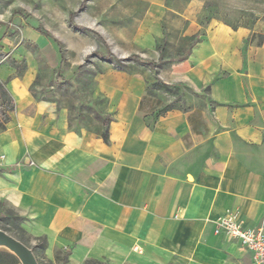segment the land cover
Returning <instances> with one entry per match:
<instances>
[{
  "label": "crops",
  "instance_id": "1",
  "mask_svg": "<svg viewBox=\"0 0 264 264\" xmlns=\"http://www.w3.org/2000/svg\"><path fill=\"white\" fill-rule=\"evenodd\" d=\"M191 23L186 36L201 30ZM30 38L48 64L62 62L41 32ZM146 39L156 42L152 33ZM192 48L176 71L212 90L222 113L247 114L236 118L238 145L228 132L215 136L216 156L194 152L190 137L206 127L186 111L178 132L167 122L170 110L152 128L113 126L108 142L92 129L73 128L67 108L33 95L38 60L0 53V80L15 101L0 131L3 211H16L24 230L67 250L73 264H253L252 252L216 234L213 220L237 196L239 218L263 224L264 41L254 44L246 29L218 22ZM241 138L253 147L244 148Z\"/></svg>",
  "mask_w": 264,
  "mask_h": 264
},
{
  "label": "rangeland",
  "instance_id": "2",
  "mask_svg": "<svg viewBox=\"0 0 264 264\" xmlns=\"http://www.w3.org/2000/svg\"><path fill=\"white\" fill-rule=\"evenodd\" d=\"M191 22L198 23L205 34L218 22L238 25L248 31L249 41L256 44L264 41V0H0V53L8 52V58L31 54L38 60L33 95L53 101L59 109L67 108L73 128L105 129L97 113L109 112L115 121L109 125L110 133L113 126L132 127L134 132L144 126L152 128L162 121L160 111L174 106L167 122L176 125L178 132L181 119L187 116L184 111L190 112L196 122L206 127L200 136L190 137L194 152L216 156L215 136L228 132L238 145L236 118L245 119L247 114L237 116L233 109L222 113L220 100H215L212 90L210 93L209 88H201L188 74L176 71V58L190 42L184 37ZM164 25L167 59L159 63L156 45L163 37ZM35 30L50 42L59 60L63 58L60 64L52 66L41 56L43 49L30 38ZM159 32L161 36L156 37ZM149 33L155 37V44L147 41ZM135 54L139 60H128ZM116 60L132 66L120 68ZM82 64L84 67L79 69ZM225 75L222 71L220 77ZM154 81L167 84L172 91L155 87ZM240 143L246 149L253 147L247 138H241ZM239 201L237 196L233 198L224 215L236 212L244 218ZM17 214L14 210L4 212L0 204V228L31 247L39 264H73L64 250L52 249L24 230ZM261 226L264 228V220ZM208 231L207 228L204 235ZM1 250L8 249L0 246ZM17 264L22 263L19 260ZM82 264L120 263L89 259Z\"/></svg>",
  "mask_w": 264,
  "mask_h": 264
},
{
  "label": "trees",
  "instance_id": "3",
  "mask_svg": "<svg viewBox=\"0 0 264 264\" xmlns=\"http://www.w3.org/2000/svg\"><path fill=\"white\" fill-rule=\"evenodd\" d=\"M75 16V13H72V17ZM233 29L238 28V25L232 26ZM205 35L204 31H199L196 34H193L192 36H185L187 40H189V44L184 50L183 54H179L178 57L176 58V61H183L188 58V56L191 53L192 47L197 44L198 42L203 40V36ZM168 43V38H167V31H165V25H164V33L163 37L159 39L156 49L159 51V63H164V61L167 59L166 58V44ZM263 40L259 41L258 44H262ZM1 56V54H0ZM140 59V56L138 54L132 55L129 57L128 60L132 61H137ZM171 59V58H170ZM63 61V59H62ZM117 65L121 68L124 67L126 69H130L132 65L131 63H127L124 60H116L115 61ZM151 66L154 67V63L150 62ZM84 67V64L79 66V69H82ZM153 85L155 87L161 88V89H166L168 91H172L171 87L168 86L167 84L163 85L157 81H154ZM175 108L174 106H168L160 111V114L163 115L170 109ZM15 109V101L8 90V88L5 86V82L0 80V131H4L6 129L7 123L10 120V112ZM97 118L100 121V124L102 127L105 129H99L95 128L94 131L98 135H100L104 141L108 142L109 138V124L113 120V114L111 113H106V114H100L97 113ZM70 126L72 125V118L70 117ZM93 130V129H92ZM3 229V228H2ZM5 230V229H3ZM6 231V230H5ZM40 242L44 245H47L46 239L44 237H41ZM35 254V253H34ZM64 255L69 256V252L67 250H64ZM36 256V255H35ZM19 262V259L15 256V254L9 252L8 250H1L0 251V264H17Z\"/></svg>",
  "mask_w": 264,
  "mask_h": 264
},
{
  "label": "built area",
  "instance_id": "4",
  "mask_svg": "<svg viewBox=\"0 0 264 264\" xmlns=\"http://www.w3.org/2000/svg\"><path fill=\"white\" fill-rule=\"evenodd\" d=\"M4 156L0 155V165ZM214 232L227 240H237L241 246L252 252L253 264H264V228L247 226L236 212L217 217L213 220Z\"/></svg>",
  "mask_w": 264,
  "mask_h": 264
},
{
  "label": "water",
  "instance_id": "5",
  "mask_svg": "<svg viewBox=\"0 0 264 264\" xmlns=\"http://www.w3.org/2000/svg\"><path fill=\"white\" fill-rule=\"evenodd\" d=\"M0 246H4L21 261L22 264H39L31 247L15 236L0 228Z\"/></svg>",
  "mask_w": 264,
  "mask_h": 264
}]
</instances>
